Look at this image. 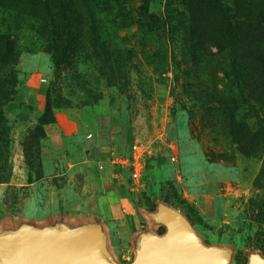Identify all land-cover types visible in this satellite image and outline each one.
Segmentation results:
<instances>
[{"label":"rangeland","instance_id":"obj_1","mask_svg":"<svg viewBox=\"0 0 264 264\" xmlns=\"http://www.w3.org/2000/svg\"><path fill=\"white\" fill-rule=\"evenodd\" d=\"M1 96L0 235L92 213L116 133L146 159L173 147L168 179L135 192L148 210H178L229 264L264 258V0H0ZM46 101L74 132H35Z\"/></svg>","mask_w":264,"mask_h":264},{"label":"water","instance_id":"obj_2","mask_svg":"<svg viewBox=\"0 0 264 264\" xmlns=\"http://www.w3.org/2000/svg\"><path fill=\"white\" fill-rule=\"evenodd\" d=\"M150 216L165 232L141 233L129 264H229L231 249L204 244L178 210L159 203ZM0 259L2 264H118L105 251L99 225L74 230L64 225L45 230L23 225L0 235ZM248 264H264V258L251 255Z\"/></svg>","mask_w":264,"mask_h":264},{"label":"crops","instance_id":"obj_3","mask_svg":"<svg viewBox=\"0 0 264 264\" xmlns=\"http://www.w3.org/2000/svg\"><path fill=\"white\" fill-rule=\"evenodd\" d=\"M38 108L36 107L33 115H30L31 122L37 118ZM27 112L29 111L25 107L22 110L19 109L17 112L18 118L22 121L26 120L29 117ZM51 124H56L59 130L67 135L76 130L75 123L71 120H65L63 117L59 118L57 115L55 123ZM50 141L54 142V140ZM55 141L57 143L58 140ZM100 142V166L103 174H101L98 182L99 195L96 208L88 216L77 221L72 226H68L67 220L62 223L64 226L67 225L68 227H65L69 230L78 229L82 226H101L104 232L106 253L118 264H129L136 256L137 241L141 233L155 232L162 234V232H159L161 224L154 222L150 216L151 213L156 211L159 204L158 200L152 198L154 207L148 210L143 202H139L135 192H137L138 186L144 189H149L152 186L153 188L151 189L156 192L160 182L168 179L173 170V162L171 161L173 147L161 140L160 143L150 148L152 155L150 159H145V168L140 179L131 180L129 172L123 173V170L128 167L126 165V158L130 152L128 146L130 140H128V137L126 136L124 140H121L120 135L114 133L110 140H100ZM149 168H151V176L147 174ZM130 181H133L134 184L130 183ZM2 218L4 220V217ZM43 219L44 217L31 219L33 224L32 222L29 224L26 222L21 223L18 218H14V221L9 222L10 226L8 227H10V231H16L23 225L33 227L37 222L43 223L46 221L44 225L50 224L51 227H54V223L48 221V219L50 220L49 217L45 221ZM45 229L48 228L42 227L39 230Z\"/></svg>","mask_w":264,"mask_h":264},{"label":"trees","instance_id":"obj_4","mask_svg":"<svg viewBox=\"0 0 264 264\" xmlns=\"http://www.w3.org/2000/svg\"><path fill=\"white\" fill-rule=\"evenodd\" d=\"M225 35H226V38H227L230 46H233V44H232L233 43V41H232L233 40V33H232L230 28L226 29ZM65 50L68 52L67 48H65ZM67 52H64V53H67ZM5 97L6 96H1L0 99H2L3 101H6L8 98L6 99ZM0 113H1L0 123L7 122V119H6L5 114L3 113V111L0 110ZM54 121H55L54 113L51 110V106L49 105V102L46 101L43 113L37 118V126H36V131L35 132L36 133H40L43 136L44 135L43 126L44 125H49V124L53 123ZM40 134H39V137H40ZM34 142L36 143V147L38 148L39 147V140H34ZM160 185H162V184H160ZM150 191H151V194L154 193L153 189H150ZM260 208L261 207L259 206L258 209H260ZM261 218H262V220H256V222L264 223V211H261L260 216H257L256 219H261Z\"/></svg>","mask_w":264,"mask_h":264},{"label":"built area","instance_id":"obj_5","mask_svg":"<svg viewBox=\"0 0 264 264\" xmlns=\"http://www.w3.org/2000/svg\"><path fill=\"white\" fill-rule=\"evenodd\" d=\"M144 145V144H143ZM141 142L134 141L130 146V153L128 159H126V163L129 167V174L131 179L139 180L142 174V171L145 168V156L144 153H148L147 150H141V146H143ZM171 161L175 162V158L171 157Z\"/></svg>","mask_w":264,"mask_h":264}]
</instances>
